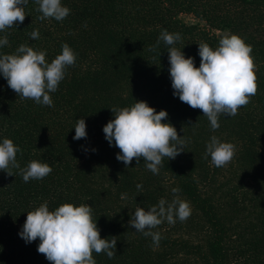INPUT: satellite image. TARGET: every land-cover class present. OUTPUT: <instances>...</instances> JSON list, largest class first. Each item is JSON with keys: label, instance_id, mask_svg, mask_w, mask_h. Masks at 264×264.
Here are the masks:
<instances>
[{"label": "trees", "instance_id": "16d2710c", "mask_svg": "<svg viewBox=\"0 0 264 264\" xmlns=\"http://www.w3.org/2000/svg\"><path fill=\"white\" fill-rule=\"evenodd\" d=\"M70 9L63 21L39 20L35 0L25 6V20L6 32L8 45L0 54H14L21 44L45 51L51 63L67 43L75 64L54 93L53 106L21 99L0 74V143L7 138L21 149V168L37 160L52 172L25 183L0 171V264H50L38 253L40 243H26L19 233L27 213L45 201L50 211L64 203L88 204L101 239L117 237L115 256L93 252L96 264H264V0H61ZM203 22L187 25L180 15ZM38 30L39 39L30 38ZM179 33L174 47L200 66L198 44L213 50L227 33L252 47L257 92L234 117L221 115L213 131L199 109L173 95L168 48L160 33ZM216 32L224 33L219 36ZM146 102L164 110L178 137L187 143L174 160L164 158L158 174L143 159L127 167L116 159L103 128L114 119L113 107ZM84 119L86 138L74 140L76 120ZM212 136L235 145L226 167L231 179H218L224 167L204 158ZM93 149L95 151H93ZM238 170L235 171V169ZM234 169V171H228ZM137 184H142L138 191ZM172 188L190 204L185 221H164L154 232L162 239L153 245L129 225L137 207L145 211L161 198L169 203ZM127 194L122 200L121 195Z\"/></svg>", "mask_w": 264, "mask_h": 264}, {"label": "clouds", "instance_id": "9594fccd", "mask_svg": "<svg viewBox=\"0 0 264 264\" xmlns=\"http://www.w3.org/2000/svg\"><path fill=\"white\" fill-rule=\"evenodd\" d=\"M28 0H0V32H6L25 20V6ZM36 11L42 13L37 18L41 21L52 18L63 21L70 9L62 6L61 0H35ZM33 40L39 39L38 30L30 33ZM163 41L170 46L167 50L169 73L173 95L192 109L202 111L216 131L220 125L218 118L234 117L238 109L250 102V97L257 92L254 62L250 55L252 47L237 35L225 33L214 50L207 43L198 44L200 66L194 64V58H185L184 53L174 47L181 41L179 33L163 30L157 44L149 47L156 52ZM5 35L0 38V47L8 45ZM62 52L51 63L45 59V51H35L27 44H21L14 54H0V74L7 81L8 87L18 97L32 100L38 105L53 106L49 93H54L65 77V69L75 64L76 55L67 43L62 44ZM110 111L114 119L103 128L105 139L110 146L120 150L116 159L127 167L135 159L137 164L143 159L147 170L154 175L159 173L164 158L174 160L186 146V139L178 137L177 130L170 123H162L168 118L164 110L158 113L146 102H135L131 107L116 108ZM74 140L86 138L84 119L76 120ZM93 151H95L93 149ZM21 149L10 139L0 143V171L14 176L12 169H17L25 183L30 180H42L52 172L48 163L33 160L24 168L16 160ZM235 145L221 142L212 136L206 145L204 158L211 157V166L226 167L234 158ZM138 191L143 185L137 184ZM173 199L169 203L161 198L156 206L145 211L137 207L131 215L129 225L145 237H151L153 245L159 246L162 236L152 231L164 221L175 224L176 219L185 222L191 214L190 204L181 200L179 188H172ZM121 199H127L122 194ZM93 209L88 204L74 206L61 204L50 211L47 201L35 210L27 213L26 221L19 233L26 243L39 239L38 253L45 256L50 264H96L93 252L105 253L114 258L117 237L101 239L100 230L92 219Z\"/></svg>", "mask_w": 264, "mask_h": 264}, {"label": "rangeland", "instance_id": "374dc122", "mask_svg": "<svg viewBox=\"0 0 264 264\" xmlns=\"http://www.w3.org/2000/svg\"><path fill=\"white\" fill-rule=\"evenodd\" d=\"M180 19L182 20V22H184L185 24L187 25H191V24H196V23H199L201 25H204L203 22L199 21L198 19H196L195 17L191 16V15H180ZM217 35L221 36L223 35L224 33H221V32H216ZM228 167V165L226 166ZM226 167H224L223 171H222V175H219L218 176V179L220 182L224 183L226 180H230L231 179V175L228 174L226 172ZM238 170V168L235 169V171ZM228 171H234V169H230Z\"/></svg>", "mask_w": 264, "mask_h": 264}]
</instances>
